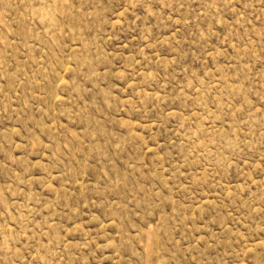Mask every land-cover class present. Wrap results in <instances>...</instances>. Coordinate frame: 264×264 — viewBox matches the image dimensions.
Masks as SVG:
<instances>
[{"label":"rangeland","instance_id":"obj_1","mask_svg":"<svg viewBox=\"0 0 264 264\" xmlns=\"http://www.w3.org/2000/svg\"><path fill=\"white\" fill-rule=\"evenodd\" d=\"M0 264H264V0H0Z\"/></svg>","mask_w":264,"mask_h":264}]
</instances>
